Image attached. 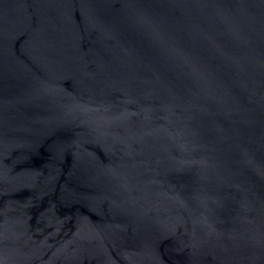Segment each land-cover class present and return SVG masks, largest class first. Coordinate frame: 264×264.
Listing matches in <instances>:
<instances>
[{"label":"water","instance_id":"95a60500","mask_svg":"<svg viewBox=\"0 0 264 264\" xmlns=\"http://www.w3.org/2000/svg\"><path fill=\"white\" fill-rule=\"evenodd\" d=\"M0 264H264V0H0Z\"/></svg>","mask_w":264,"mask_h":264}]
</instances>
